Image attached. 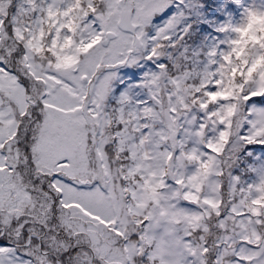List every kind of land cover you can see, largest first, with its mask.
Masks as SVG:
<instances>
[{"label":"snow or ice","instance_id":"snow-or-ice-1","mask_svg":"<svg viewBox=\"0 0 264 264\" xmlns=\"http://www.w3.org/2000/svg\"><path fill=\"white\" fill-rule=\"evenodd\" d=\"M0 264H264V0H0Z\"/></svg>","mask_w":264,"mask_h":264}]
</instances>
